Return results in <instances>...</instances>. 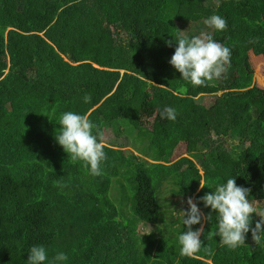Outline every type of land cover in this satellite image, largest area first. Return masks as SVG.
I'll list each match as a JSON object with an SVG mask.
<instances>
[{
  "label": "trees",
  "instance_id": "1",
  "mask_svg": "<svg viewBox=\"0 0 264 264\" xmlns=\"http://www.w3.org/2000/svg\"><path fill=\"white\" fill-rule=\"evenodd\" d=\"M212 15L227 21L213 37L231 60L258 53L264 0H0V264H28L41 245L44 264H264V234L260 244L249 231L235 250L222 246L217 213L199 200L235 178L264 211V89L238 90L241 72L231 67L193 87L169 63L174 39L211 33ZM248 67L244 77L264 83ZM165 107L174 121L161 119ZM68 111L89 114L103 133L102 175L72 163L56 141ZM211 135L227 144L222 156L200 153ZM128 136L190 155L146 163L127 152ZM189 197L211 214L193 257L180 255L187 226L175 215ZM138 222L157 235L137 232ZM59 252L68 259L54 261Z\"/></svg>",
  "mask_w": 264,
  "mask_h": 264
},
{
  "label": "clouds",
  "instance_id": "2",
  "mask_svg": "<svg viewBox=\"0 0 264 264\" xmlns=\"http://www.w3.org/2000/svg\"><path fill=\"white\" fill-rule=\"evenodd\" d=\"M204 24L214 31L227 30V21L219 15H212ZM177 47L169 63L180 73V77L193 87H207L210 82L220 79L231 67V49L216 41L210 32H201L191 38L182 33L175 39ZM169 47L172 41L166 42ZM91 101L90 95L84 96V102ZM176 110L165 107L160 112L161 119L174 121ZM59 134L55 135L56 141L61 145L72 163H81L92 176L103 174L102 163L107 159V147L103 133L98 125L93 123L89 114L64 112L59 119ZM59 185L60 182L56 181ZM206 184L200 181V189ZM250 189L238 186L235 178H229L226 183L216 186L215 191L199 197L205 207H210L217 213V231L220 244L235 250L246 243V236L251 231L252 241L260 244L261 235L264 234V211H257L249 201ZM189 208L184 212L183 224L187 231L178 237L180 255L193 257L200 251L203 240L204 227L202 219L209 221L211 214L205 215L199 209L193 198L187 200ZM253 213L260 217L252 226ZM201 224V227L192 230V225ZM68 257L64 252H59L54 261H65ZM47 252L44 246H33L29 250L28 264H44Z\"/></svg>",
  "mask_w": 264,
  "mask_h": 264
},
{
  "label": "rangeland",
  "instance_id": "3",
  "mask_svg": "<svg viewBox=\"0 0 264 264\" xmlns=\"http://www.w3.org/2000/svg\"><path fill=\"white\" fill-rule=\"evenodd\" d=\"M171 12H175L174 8H170ZM210 30H205V32H209ZM221 31H214L211 30L212 36L217 35ZM214 38V37H213ZM215 39V38H214ZM258 53L256 51V48L252 51L247 53L246 56H243L242 58H239L238 60H231V68L238 69L237 71L241 72V80L239 81V84L237 86L238 90H245L250 88H254V92H257L258 89H264V83H261L260 81H255L254 79H251L250 77H244L246 74V70L242 71L243 66L249 63V70H252V78L253 77H260L262 80H264V37L260 41L259 45L257 46ZM233 50H231V56L233 55ZM248 71V70H247ZM251 74H249L250 76ZM244 77V79H242ZM155 118H158V116H155ZM154 117L149 120V122H144L146 127L151 128L152 123L155 120ZM126 135V134H125ZM222 136L215 137L211 135L209 138V143L207 147H204L201 149L200 153L202 155L213 152L217 156H222L226 150H227V144L221 138ZM123 140V139H122ZM125 142L130 141V145L126 147L128 153H132L134 156H136L138 159H141V161H144L146 163H152V162H162L164 164H171L172 162L178 160L180 157H189L190 153L184 152L182 149L183 147L179 144L176 146H171L169 143L161 142L159 144L153 143V145H149L148 141L143 139H137L133 140L130 136L127 137L126 140H123ZM185 148V147H184ZM197 147L192 146L191 152H194L197 150ZM183 151V154H181ZM160 160V161H155ZM200 171V169H199ZM202 174V172H200ZM168 197L171 201H174L175 198H173L169 192L165 191L160 193V197ZM194 202V200H193ZM172 208V207H167ZM187 210H182L181 212H178V210L175 209V215L179 219L184 218V212ZM204 219H202L201 224L203 225ZM175 226L178 227L179 224H177V221L175 220ZM137 232L141 233H153L155 236L157 235L156 231L150 228H146L140 224V222L135 224ZM201 227V226H200ZM175 235V234H174ZM173 235V236H174Z\"/></svg>",
  "mask_w": 264,
  "mask_h": 264
}]
</instances>
